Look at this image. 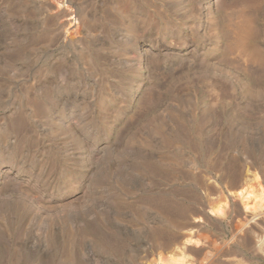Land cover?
<instances>
[{
	"label": "rangeland",
	"instance_id": "374dc122",
	"mask_svg": "<svg viewBox=\"0 0 264 264\" xmlns=\"http://www.w3.org/2000/svg\"><path fill=\"white\" fill-rule=\"evenodd\" d=\"M184 243L264 264V0H0V264Z\"/></svg>",
	"mask_w": 264,
	"mask_h": 264
},
{
	"label": "bare ground",
	"instance_id": "6f19581e",
	"mask_svg": "<svg viewBox=\"0 0 264 264\" xmlns=\"http://www.w3.org/2000/svg\"><path fill=\"white\" fill-rule=\"evenodd\" d=\"M235 180L238 181L241 188L240 197L243 206L249 210L252 205L257 203L254 198H261L262 192L258 186V177L256 174H246V176L235 175ZM255 195V197L252 196ZM222 201H211V208L213 212L220 211L224 207ZM190 241H187L189 243ZM184 247L176 248L169 254H159L148 261L147 264H193L192 259L186 251V245Z\"/></svg>",
	"mask_w": 264,
	"mask_h": 264
}]
</instances>
